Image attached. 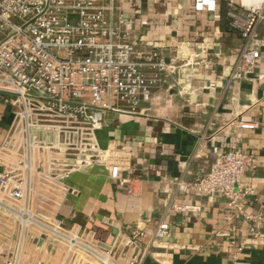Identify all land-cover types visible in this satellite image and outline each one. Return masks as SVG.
<instances>
[{"label": "built area", "instance_id": "1", "mask_svg": "<svg viewBox=\"0 0 264 264\" xmlns=\"http://www.w3.org/2000/svg\"><path fill=\"white\" fill-rule=\"evenodd\" d=\"M225 1L229 28L245 44L229 72L239 83L264 47V0ZM192 10L213 14L217 0H192ZM132 26L125 0H0V264H143L165 239L166 224L144 242L139 227L106 222L116 232L104 244L61 213L78 195L67 184L73 174L102 164L118 179L121 165L99 147L105 117L143 116L159 87L181 77L154 44L133 40ZM250 166L251 156L230 146L207 174L175 183L182 193L219 195L238 207L254 196L240 186ZM261 209L264 216V202ZM254 219L246 217L256 238Z\"/></svg>", "mask_w": 264, "mask_h": 264}, {"label": "crops", "instance_id": "2", "mask_svg": "<svg viewBox=\"0 0 264 264\" xmlns=\"http://www.w3.org/2000/svg\"><path fill=\"white\" fill-rule=\"evenodd\" d=\"M125 13L133 40L154 44L167 63L178 64L182 54L192 61L190 90L182 93L187 82L175 80L171 89L159 87L143 116L107 115L99 147L121 165L118 179L102 164L73 174L67 184L78 195L62 215L104 244L116 232L106 222L124 231L139 227L144 242L166 224L156 255L143 264H264V47L247 80L236 83L229 72L245 44L229 28L225 0H217L213 14L195 13L192 0H125ZM258 35L264 40V24ZM230 146L252 158L240 186L253 197L238 208L219 195L177 189L175 182L207 174ZM247 216L259 222L256 238L248 234Z\"/></svg>", "mask_w": 264, "mask_h": 264}, {"label": "rangeland", "instance_id": "3", "mask_svg": "<svg viewBox=\"0 0 264 264\" xmlns=\"http://www.w3.org/2000/svg\"><path fill=\"white\" fill-rule=\"evenodd\" d=\"M187 60H188V58H186V60L184 61V62H177L178 64H177V66L179 67V69L177 70V71H181V72H185L184 74H186V72L188 71V70H190L191 69V66H188V67H183L182 65L183 64H185L186 62H187ZM185 70H187V71H185ZM182 74V73H181ZM184 76H186V78H188V76L187 75H184ZM183 75H181V77H179L178 78V80H176V81H180L181 83H186V80L183 78L184 77ZM184 85V84H183Z\"/></svg>", "mask_w": 264, "mask_h": 264}]
</instances>
